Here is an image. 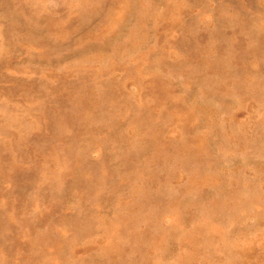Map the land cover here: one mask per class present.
I'll list each match as a JSON object with an SVG mask.
<instances>
[{
    "label": "rangeland",
    "instance_id": "374dc122",
    "mask_svg": "<svg viewBox=\"0 0 264 264\" xmlns=\"http://www.w3.org/2000/svg\"><path fill=\"white\" fill-rule=\"evenodd\" d=\"M0 264H264V0H0Z\"/></svg>",
    "mask_w": 264,
    "mask_h": 264
}]
</instances>
